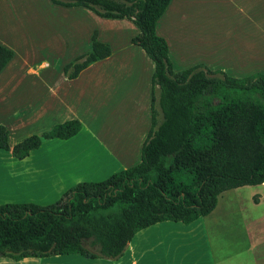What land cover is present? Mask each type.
<instances>
[{"label":"crops","instance_id":"obj_1","mask_svg":"<svg viewBox=\"0 0 264 264\" xmlns=\"http://www.w3.org/2000/svg\"><path fill=\"white\" fill-rule=\"evenodd\" d=\"M225 1L247 18L243 35L226 27L222 16ZM17 2L23 10L29 9L31 18L36 11L42 17L30 18L23 29L10 17L0 21V43L14 52L0 72V102L31 101L23 113L17 115L21 110L14 109L6 120H0L10 130V146L18 143L12 141L18 131H30L24 139L71 119H79L83 127L71 138L45 140L24 159L0 149V173H7L6 179L0 178V203L48 205L79 182L104 181L141 161L152 126L155 62L133 43L140 29L128 18H104L88 7L64 6L52 0ZM81 29L87 39L83 51L92 50L96 34L99 41L110 45L111 55L73 79L65 72L68 63L60 67L48 62L38 68L30 65L27 53L41 50L58 57L65 46L77 45ZM157 33L168 42L175 71L205 64L234 77L264 73V0H172L157 22ZM17 59L26 65L17 67ZM103 104L123 107L117 112L119 129L100 120ZM246 186L223 191L216 208L190 224L167 220L140 230L118 258L74 253L0 257V264H264V241L254 238L259 230L245 227L234 231L221 220L225 213L221 200L239 196ZM253 186L259 187L255 202L261 205L264 183ZM241 230L245 242H240Z\"/></svg>","mask_w":264,"mask_h":264},{"label":"trees","instance_id":"obj_2","mask_svg":"<svg viewBox=\"0 0 264 264\" xmlns=\"http://www.w3.org/2000/svg\"><path fill=\"white\" fill-rule=\"evenodd\" d=\"M52 1L137 25L132 41L155 62L152 127L138 164L104 181L79 182L52 204L0 203V257L118 258L140 230L167 220L190 224L210 214L223 191L264 183V73L234 77L205 64L175 71L157 33L172 0ZM111 52L95 34L92 50L65 72L76 78ZM13 57L0 43V72ZM82 127L71 119L11 147L10 130L0 124V149L24 159L45 140L71 138Z\"/></svg>","mask_w":264,"mask_h":264},{"label":"rangeland","instance_id":"obj_3","mask_svg":"<svg viewBox=\"0 0 264 264\" xmlns=\"http://www.w3.org/2000/svg\"><path fill=\"white\" fill-rule=\"evenodd\" d=\"M31 12L29 9L23 10V6H21L17 0H0V21H2L5 18L10 17L11 20L14 19L17 27H21L23 29L24 26L28 24L30 18L32 15H30ZM33 18H39L41 19L42 16L40 14H37L36 12H33ZM223 20L224 23L227 25L226 27H230L232 31L237 32L238 35H243V33L246 31L244 25H246L247 18L234 6V4L225 1L224 2V9H223ZM95 26L98 27L97 24L93 23ZM80 41L76 43L75 46H65V48L62 50L61 55L58 57H55V53H49V52H43L41 50H38L37 52L26 54L27 60L29 61L30 65L34 66L35 68H38L40 64L48 62L51 66H64L67 63H71L75 61L76 54L86 53L88 51H83L87 39H84L85 33L81 29L80 33ZM22 52L23 49H21ZM55 54V55H54ZM170 56V55H169ZM171 59V58H170ZM15 65L17 67H20L22 65H26L22 63L19 59L16 60ZM210 68V67H208ZM211 69V68H210ZM213 70V69H211ZM221 69H217V71H220ZM216 71V70H214ZM223 71V70H221ZM225 72V71H224ZM226 73V72H225ZM258 73V72H257ZM228 74V73H227ZM229 75V74H228ZM19 76V75H18ZM231 76V75H230ZM28 81V80H25ZM24 81V82H25ZM31 101H28L26 98H20L17 99L14 104H7L0 102V120H6V116L13 112L14 109L21 110L19 113H23V111L28 109V103ZM32 106V104H30ZM123 107H115V105L111 106L108 105H102L99 109V113L101 114V121H105L109 126L113 125L116 129H119L118 125H115L118 123V119H120V115L117 112L122 111ZM117 113V114H116ZM152 127V126H151ZM117 131V130H116ZM30 132L29 130H22L18 131V134H14L12 137V141H22L23 136L27 135V133ZM28 137V136H27ZM8 172V171H6ZM4 177L6 179L7 173H0V178ZM260 191L258 186L249 185L246 186L245 190H242L241 194L232 196H225L221 203L224 204V208L221 210L225 211L224 214L221 215V220L223 222V225L227 227H231L234 231H238V229H245V227L248 228H255L257 231L259 230V233L257 235H254L255 240L264 241V202H262L261 205H258L257 201L259 199V194L257 195V192ZM257 196H255V195ZM230 210V212L226 211ZM220 213V212H219ZM218 213V214H219ZM232 213V214H230ZM240 233V242L247 241V238L245 237L244 231H239ZM235 237L239 236L238 232L233 233Z\"/></svg>","mask_w":264,"mask_h":264}]
</instances>
